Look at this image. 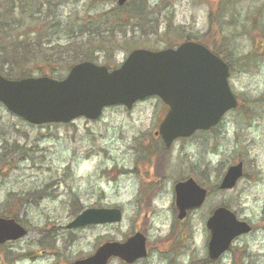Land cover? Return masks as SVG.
Masks as SVG:
<instances>
[{
  "label": "rangeland",
  "instance_id": "obj_1",
  "mask_svg": "<svg viewBox=\"0 0 264 264\" xmlns=\"http://www.w3.org/2000/svg\"><path fill=\"white\" fill-rule=\"evenodd\" d=\"M128 1L118 5L117 0H27V8L18 6L9 15L12 1L0 0V42L6 43L9 58L5 66L12 63L18 71L33 67L34 74L49 69L47 75L58 68L66 74L68 66L91 57L88 54L97 62L119 65L128 45L160 49L191 36L228 56L233 69L229 82L239 105L223 116L222 128L198 135L196 144L193 138L177 139L166 150L149 140L166 113L159 97L142 98L129 109L110 105L97 119L80 116L68 123L39 125L0 103V205L27 228L26 234L0 244V264H67L75 256L93 253L103 240L122 241L134 229L147 233L148 224L154 237L163 235V230H156L161 218H147L136 194L156 150L168 174H185L194 166L201 181L207 182L209 174L216 183L206 205L188 218L193 248L179 247L170 255L174 264H187L191 255L192 264H221L208 261L204 242L209 208L219 203L252 225L250 232L233 240L225 264H264V0H226L223 14L219 0ZM141 6L149 11L146 22L129 17V8L133 13ZM46 11L57 24L47 27L39 21ZM168 23L170 31L163 34ZM16 35L18 47L10 39ZM10 52L18 56L15 63ZM240 160L244 169L236 184L218 189L227 168ZM60 179L65 182H59L56 191L63 194L38 198L36 191ZM170 201L167 198L165 205ZM114 204L123 211L118 222L66 227L89 207ZM166 259L143 263L168 264Z\"/></svg>",
  "mask_w": 264,
  "mask_h": 264
},
{
  "label": "water",
  "instance_id": "obj_2",
  "mask_svg": "<svg viewBox=\"0 0 264 264\" xmlns=\"http://www.w3.org/2000/svg\"><path fill=\"white\" fill-rule=\"evenodd\" d=\"M230 73L229 64L208 46L185 40L176 47L134 48L120 66L112 69L83 60L75 63L62 79L47 75L13 79L0 73V101L33 123L68 122L80 115L94 119L106 105L123 103L131 107L137 99L156 94L169 105L159 131L170 145L178 136H188L197 128L207 129L216 124L226 110L237 105L228 81ZM241 173V162L231 166L221 187H232ZM193 187H198L197 194L191 193ZM176 189L180 218L187 208L199 206L204 200L205 189L193 178L179 182ZM121 218L120 208L91 207L67 226ZM207 226L211 231L208 251L212 258L228 249L234 237L251 230L246 220L237 218L235 212L224 206L215 209ZM26 232L14 218L0 216V243ZM145 254V236L136 232L125 241L104 242L94 254L71 264H106L115 255L132 261Z\"/></svg>",
  "mask_w": 264,
  "mask_h": 264
},
{
  "label": "flooded vegetation",
  "instance_id": "obj_3",
  "mask_svg": "<svg viewBox=\"0 0 264 264\" xmlns=\"http://www.w3.org/2000/svg\"><path fill=\"white\" fill-rule=\"evenodd\" d=\"M161 120L162 119L158 120L155 124V129L152 133V138L151 139L149 138L151 143L155 144L157 142L158 144L161 145V143L163 142L160 133H157V129L159 127ZM220 125H221V122H219L215 126H212L208 130H196L192 135L188 137H179V139L183 141H188L189 139L193 138L196 144L198 135L209 134L210 132L215 131L216 128H222L220 127ZM158 152L159 151L156 150L153 153V155L150 156L149 161L147 162V166H146L148 177L146 179H143L145 181H143L142 185L140 186L139 191H137L136 194H137V198L141 200V202L145 206V212H144L145 216L148 218L152 215V216H157L161 218L162 222L158 226V228H156V230H163L165 233L163 235H155L154 237L153 232H152V225L148 224L149 232L144 233L145 234V244H146V255L145 256L136 258L130 262L125 261L123 258L119 256H114L110 258L108 263L114 262L116 264H145L143 263V261L147 259L151 261L155 260L156 262V260H161L163 258L166 259V257H169L168 260L166 259L167 263L174 264L177 262L175 261V258L170 255L171 254L173 255L174 253L177 254L178 253L177 250L179 249V247H183L186 250L193 248L190 245L192 235H193V241H195V238H194L193 227L187 223L188 218L192 214L202 209L204 205H206L208 199H210L213 195V191L216 188V183L215 181H211L209 174H208L209 180H207V182L201 181L198 177L199 176L198 170L194 166H192L191 170L185 174H180V170L176 172L171 171L168 174L167 171L165 170L163 163L158 162L159 155H160ZM225 174L223 175L220 182L217 184V188L220 190L229 189L227 187H221V183L225 177ZM189 177L194 178L195 182L199 186L205 188V199L200 206L188 208L186 210L185 216L183 218H180L179 217L180 210L177 206V201H176V195H177L176 186L179 181L187 180ZM62 181L64 180L60 179L53 184V187H46L42 189V191L40 190L36 191L37 192L36 195H38V198L40 197L42 198L44 196L55 197V196H59L63 194V192L60 191L59 188H58V191H56V186L58 185L59 182L62 183ZM60 183H59V186H60ZM53 189L55 191V194H53ZM190 191L191 190H187L186 192H190ZM198 191H199L198 187L197 188L195 187V189L193 187L191 193L197 194ZM75 196L77 195L75 194L73 197ZM169 197L171 201H170V204L166 206L165 201ZM221 205H224V204L219 203V205L217 206H221ZM110 206L116 207L118 205L114 204ZM216 207L215 205H211L208 211V215L206 216V220H205V227H204L205 240L204 242L207 247L206 249L207 255H208V241L211 236V232L207 228L206 222H207L208 217L213 213ZM167 221L169 223H167ZM166 225L168 226V228L165 231L163 227ZM137 230L138 229H134V232H130L126 236V238L134 234ZM111 240H114V239H111ZM161 242L166 243V246H167L166 249H163L160 247L159 243ZM230 254H231V247L225 250L224 252H222L216 258H210L208 256V261L210 263L220 262L221 264H225ZM193 256H197V254H193ZM81 257L83 256L82 255L75 256V258H81ZM71 261L73 260H68L66 263L68 264ZM193 262H194V259H192V255H191L190 261L187 264H192ZM181 264H186V263H181Z\"/></svg>",
  "mask_w": 264,
  "mask_h": 264
},
{
  "label": "trees",
  "instance_id": "obj_4",
  "mask_svg": "<svg viewBox=\"0 0 264 264\" xmlns=\"http://www.w3.org/2000/svg\"><path fill=\"white\" fill-rule=\"evenodd\" d=\"M11 1H12V4H13L12 5L13 8H10V11L8 12L9 15H11L13 12H15V9L18 6L22 7V8H27L28 7L27 0H25V2H22V0H11ZM129 1L133 2L134 0H129ZM225 2H226V0H219V6H220L219 10H220L221 14H223L224 11H225ZM4 6H6V5H4ZM42 6H43V4L41 5V7ZM129 10H130V13H129L130 16L129 17H134L135 16L136 17V21H139L141 19L145 20L146 14L149 12L148 10H146V8L144 6H141L139 9L135 10L137 12L134 11L133 13H131V9L130 8H129ZM33 12H34V10H30L31 14H33ZM41 13H42V11H40V14ZM50 15H51V12L49 13V11H46L42 17H41V15H39V21L40 20L44 21L47 24L46 25L47 27L51 26L52 24H57L58 22L55 21L54 16L52 18H49ZM32 16H34V15H32ZM33 18H35V17H33ZM146 20H145V22H146ZM155 21H156V24H155V28H156L157 22H158V17L157 16L155 17ZM139 24L142 25L141 23H139ZM170 25L171 24L168 23V25H167L166 29L164 30L163 34H165V33L170 31ZM153 33L158 34V33H156V29H154ZM176 36H178V35H176ZM186 38L194 39V37H191V36H186ZM10 39H12L11 41H13V43H11L12 45H14L16 47L19 46V45H17V44H19L18 43L19 37L17 35L14 36L13 38H10ZM5 44L6 43L0 42V72L3 73L4 75L8 76V77H25V76L36 75L34 73L37 71V69H34L33 67H26V68L22 67L20 71L16 70L15 66L12 63H10V65H8V67H6L5 64H6V62L9 61V58H8V52H5V50H6ZM169 45H173V44H166V46H169ZM134 46H137V45H135V44L134 45H128L127 50L131 49V47H134ZM147 46L148 47H152L150 45H147ZM16 47H14V48H16ZM215 50L218 53L223 54V52H221L220 50H217V49H215ZM36 52H38V51L36 49H33V53L35 54ZM36 55L37 54H35V56ZM52 55H53V52H51V56ZM88 55H90L91 57H84L82 59L94 60L93 59L94 57L91 54H88ZM223 55H224L225 58H227L229 60L228 56L225 55V53ZM10 56H11V59L14 61V63L18 60V56L14 52H10ZM45 56L46 55L44 54V57ZM23 58L25 60L26 55H24ZM110 58H111V56H107L108 60ZM47 71H49V69L48 70H40L39 74H46ZM60 72L61 71L58 68H52L51 72L48 73V74L55 75V76H58V77H61V76L65 75V74H60ZM0 215H13V214H12V211L4 209V208H1V205H0Z\"/></svg>",
  "mask_w": 264,
  "mask_h": 264
}]
</instances>
